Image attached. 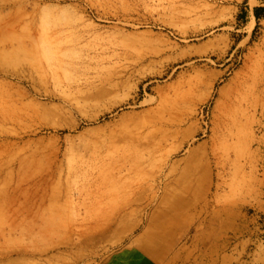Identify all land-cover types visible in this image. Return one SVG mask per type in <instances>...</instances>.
<instances>
[{"label":"rangeland","instance_id":"1","mask_svg":"<svg viewBox=\"0 0 264 264\" xmlns=\"http://www.w3.org/2000/svg\"><path fill=\"white\" fill-rule=\"evenodd\" d=\"M0 28V264H131L167 192L154 264H264V0H0Z\"/></svg>","mask_w":264,"mask_h":264},{"label":"bare ground","instance_id":"2","mask_svg":"<svg viewBox=\"0 0 264 264\" xmlns=\"http://www.w3.org/2000/svg\"><path fill=\"white\" fill-rule=\"evenodd\" d=\"M2 29L3 28H0V31H2ZM32 45L33 38H30V49L34 47V45ZM27 113L28 115H33L32 111ZM167 193L164 194L162 197V207H160V209L165 210V214L168 217V222L164 221L161 227L151 226L146 229L147 231H145L141 244L138 247L135 256L136 258L134 259V261H131V264H137L140 259L144 258L145 256L147 257V259H149V255L151 258H153L151 259L150 264H154L155 259L158 258L162 253L167 251L169 249V246L172 244L171 237L167 238L166 241H164L165 232L169 233V231H167V228L169 230L176 221L174 212L172 211L174 205L183 206L185 203L178 198L177 200H175L174 196H170ZM46 226L47 222H45L44 220H42L40 223L34 220L29 221L28 223L19 228L20 237L24 240L35 241L38 238H41L46 232ZM127 253L128 252L126 251L125 254ZM115 263L118 264L116 258L112 260L111 264Z\"/></svg>","mask_w":264,"mask_h":264},{"label":"crops","instance_id":"3","mask_svg":"<svg viewBox=\"0 0 264 264\" xmlns=\"http://www.w3.org/2000/svg\"><path fill=\"white\" fill-rule=\"evenodd\" d=\"M258 164H259L260 166H263V167H264V158H263V160H262V163L258 162ZM262 181H263V184H264V175H263ZM248 207L252 208V209H253V212H254L255 214H258V215H264V189L259 190L257 200H256L255 202H249V203H248ZM234 215H236V213L232 212V224H231V226H230L229 228L225 229L224 231H219V230H218L219 232L217 231L216 233L221 234V233H223V232H225V231H227V230H229V229H233V227H234V222H233V217H234ZM222 238H223V237H222ZM219 246H220L219 243H213V244L211 245L209 251H210L211 253H214V252L217 251V249L219 248ZM200 256H201V254H199V257H200ZM123 257H124V256H123ZM199 257H198V258H199ZM197 260H198V259H197ZM209 260H210V258H209ZM209 260H206V263H205V262L203 261V257H202V260H200V262H199L198 264H202V261H203V264H207V263L209 262ZM110 263H112V261H111ZM189 264H197V263L191 261V263H189Z\"/></svg>","mask_w":264,"mask_h":264}]
</instances>
